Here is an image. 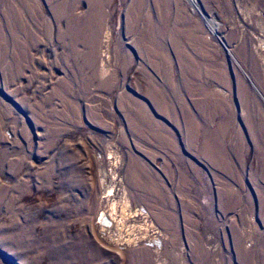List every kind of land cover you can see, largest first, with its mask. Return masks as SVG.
Wrapping results in <instances>:
<instances>
[{
    "label": "rangeland",
    "instance_id": "obj_1",
    "mask_svg": "<svg viewBox=\"0 0 264 264\" xmlns=\"http://www.w3.org/2000/svg\"><path fill=\"white\" fill-rule=\"evenodd\" d=\"M0 264H264V0H0Z\"/></svg>",
    "mask_w": 264,
    "mask_h": 264
},
{
    "label": "bare ground",
    "instance_id": "obj_2",
    "mask_svg": "<svg viewBox=\"0 0 264 264\" xmlns=\"http://www.w3.org/2000/svg\"><path fill=\"white\" fill-rule=\"evenodd\" d=\"M95 1V0H94ZM60 5V4H59ZM64 12V11H63ZM57 13H58V15L60 16L61 14H60V6H59V9H58V11H57ZM65 13V12H64ZM62 17H63V14L61 15ZM70 17V16H69ZM72 17V16H71ZM97 21V20H96ZM98 23H100V21L98 20L97 21ZM66 30V29H65ZM65 30H63V32L64 33H67ZM158 31H160V29H157ZM166 32V31H165ZM166 34V33H165ZM147 39H148V37L147 36H145ZM149 40V39H148ZM173 40V43H174V46H176V48H178L179 49V44L177 45H175V42H177V40H176V38H173L172 39ZM175 41V42H174ZM152 46V45H151ZM163 47V46H162ZM146 48V47H145ZM166 51V50H165ZM176 53V52H175ZM156 56H158L157 55V53L155 54ZM162 58H164L163 57V55L161 56ZM167 57V56H166ZM160 58V57H159ZM178 58V57H177ZM162 60V59H161ZM156 62V61H155ZM192 62V61H191ZM160 63V62H159ZM154 64H156V63H154ZM152 66V65H151ZM161 66V65H160ZM155 68V67H154ZM184 68V67H183ZM193 70V69H192ZM253 70H254V72H256V70H257V68L255 67L254 68V66H253ZM154 89V88H153ZM156 90V89H155ZM154 90V91H155ZM155 93V92H154ZM152 94V93H151ZM144 188V187H143ZM157 195H155L154 197H156V198H154L153 199V202H156V203H160V201H161V198H160V196H158V193H156ZM145 199V198H144ZM161 204V203H160ZM149 205H151L150 203H149ZM160 209V210H159ZM157 210H159V211H157V213L154 215L155 216V219H157L159 222H161L164 226H168L167 224L170 222V220H169V218H171L172 216H171V213L167 210V208H166V206L164 207V208H161V207H158V209ZM100 219L103 221V222H107L106 220H105V217H104V215H102L101 217H100ZM168 222V223H167ZM109 225V224H108Z\"/></svg>",
    "mask_w": 264,
    "mask_h": 264
}]
</instances>
